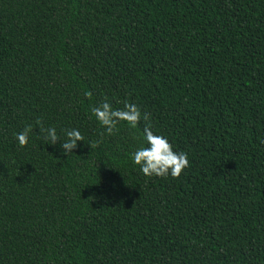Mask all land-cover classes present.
Masks as SVG:
<instances>
[{
	"label": "trees",
	"instance_id": "obj_1",
	"mask_svg": "<svg viewBox=\"0 0 264 264\" xmlns=\"http://www.w3.org/2000/svg\"><path fill=\"white\" fill-rule=\"evenodd\" d=\"M145 124L179 177L132 164ZM262 141L264 0H0V264H264Z\"/></svg>",
	"mask_w": 264,
	"mask_h": 264
},
{
	"label": "clouds",
	"instance_id": "obj_2",
	"mask_svg": "<svg viewBox=\"0 0 264 264\" xmlns=\"http://www.w3.org/2000/svg\"><path fill=\"white\" fill-rule=\"evenodd\" d=\"M92 116L97 124L103 128V134L112 135L119 124H126L130 128H136L138 122L143 119L147 120V114H142L135 103L124 102L123 108H115L107 100H102L99 104L90 108ZM37 120V124L40 125ZM32 131V125L26 124L24 128L16 132L15 139L20 147H24L29 142V136ZM63 137L57 132L56 127L47 128L42 125L39 132L43 134V139L47 145L62 149L60 155L69 157L83 140V136L78 128H65L61 130ZM141 144L130 153V159L134 166L139 167L140 173L146 177H167L177 178L188 167L189 160L187 153L174 150L173 144L168 138L161 134H154L151 126L145 124L141 137ZM264 142V141H262ZM91 148L92 144H88Z\"/></svg>",
	"mask_w": 264,
	"mask_h": 264
}]
</instances>
